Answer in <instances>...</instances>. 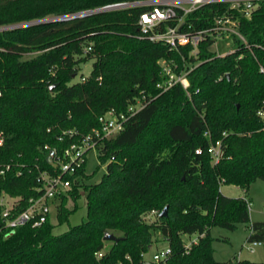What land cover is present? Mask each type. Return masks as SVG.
Returning <instances> with one entry per match:
<instances>
[{
    "label": "trees",
    "instance_id": "trees-1",
    "mask_svg": "<svg viewBox=\"0 0 264 264\" xmlns=\"http://www.w3.org/2000/svg\"><path fill=\"white\" fill-rule=\"evenodd\" d=\"M134 1L144 0H0V164L10 165L0 174V192L18 198L15 213L39 194V170L57 172L46 157L51 150L57 157L70 142L57 139L62 130L87 134L109 109L122 113L138 99L146 102L99 147L106 171L98 182H88L86 159L65 176L70 188L56 202V221H67L83 195L85 220L55 234L48 215L39 226L11 229L0 219V264H112L125 255L138 259L160 241L157 235L171 247L167 264H225L213 257L218 238L211 229L235 230L241 223L248 244L264 243V220L250 219V200L220 190L225 184L246 191L264 181V119L258 115L264 110V0L248 15L218 2L184 16L182 28L193 31L213 27L216 16L236 21L244 40L233 35L235 50L223 56L211 49L210 35L195 57L191 46L170 50L141 38L137 22L146 5L66 18ZM91 58L89 74L72 80ZM161 60L172 61L177 73L187 71L188 94L180 83L157 88L166 79ZM217 140L215 162L207 149ZM106 232L120 240L96 259ZM193 234L197 241L186 252L183 235Z\"/></svg>",
    "mask_w": 264,
    "mask_h": 264
},
{
    "label": "built area",
    "instance_id": "built-area-1",
    "mask_svg": "<svg viewBox=\"0 0 264 264\" xmlns=\"http://www.w3.org/2000/svg\"><path fill=\"white\" fill-rule=\"evenodd\" d=\"M258 1L260 0H144L117 2L104 5L94 10L69 15L66 16V18L98 11L146 5L150 6V9L141 13L137 22L140 32L139 36L141 38H146L151 42L165 44L170 50H179L181 47L186 46H191L192 50H196L206 35H210L214 38L213 44L216 42L217 38L230 37L232 43H227L229 47L228 51L217 53L223 56L235 50L233 47V35L244 40L236 30V21L229 16H216L215 25L213 27L193 31L182 28L184 16L203 5L218 2L230 3V7L239 8L245 15H248L250 11L255 8ZM178 9L182 11L181 15H178ZM172 20H176V24H167L168 21ZM159 63L166 79L161 83H157V88L164 91L175 83H180L188 94L187 89L189 82L186 77L187 71L181 70L178 73L175 72L172 68V61L161 60ZM260 70L263 72L264 68L261 66ZM84 79V77L81 78V80ZM145 104L146 102L138 99L135 103L129 105L126 112L117 113L114 109H109L99 116V127L93 128L87 134L79 135V132L74 129L62 130L59 136H57V139L61 140L66 137L70 139V142L57 157L54 156V150H51L52 162L55 164L54 168H57L55 174H50L45 170L38 171L36 178L38 185L35 190L39 194L35 197H29L26 207L15 213V203L18 201V198L9 196L4 191L0 192V219L4 227L11 229L26 223H30L31 226H39L43 223L46 216H49L50 206L55 207L59 197L66 194L70 188V180L65 178V176L73 175L76 170L82 166L90 150H95L97 152L103 141L118 134L124 128L126 121L144 107ZM258 115L264 119V110H259ZM204 134L208 135V132L205 131ZM75 136H78V139L73 140ZM1 143L2 135L0 132V144ZM43 149H48V146L46 144L43 145ZM207 151L213 161H218L221 155V140L211 143ZM196 152L198 153L200 150L197 149ZM9 167V164H0V174H3ZM18 174H20V170L15 172V175ZM149 214L154 215L155 212L152 211ZM184 236H186V239H184ZM159 238L160 241L152 244L147 251L142 252L138 259H133L131 256L125 255L124 258L112 264H167L171 255V247L167 240L160 235ZM183 240V248L184 251L187 252L191 245L196 243L197 235H183ZM160 242H163L164 245H161ZM260 244V242L249 243L251 247L248 249L252 251L253 246ZM107 250V247H103L96 251L94 253L96 259H102Z\"/></svg>",
    "mask_w": 264,
    "mask_h": 264
},
{
    "label": "rangeland",
    "instance_id": "rangeland-1",
    "mask_svg": "<svg viewBox=\"0 0 264 264\" xmlns=\"http://www.w3.org/2000/svg\"><path fill=\"white\" fill-rule=\"evenodd\" d=\"M232 43L230 37L217 38L216 42L211 46V49L216 53H223L228 51V44ZM234 47V46H233ZM190 54H196V50L190 51ZM31 56V55H29ZM28 56V57H29ZM93 59H88L81 64L78 75L72 80H79L81 75L87 76L92 68ZM106 171V165L100 164L97 152L90 150L86 155V173L90 175L88 182H98L102 174ZM221 192L229 197H245L250 200V217L252 220H264V181L257 179L248 188L247 193L245 190L236 185L222 184L220 188ZM72 201L67 200L66 206L72 208ZM149 215V216H147ZM145 218L148 221H152L155 215L147 214ZM86 218V205L84 195L76 200V208L69 214L67 221L58 224L55 218V208L50 206L49 221L53 225V233L59 234L68 229L72 225L81 223ZM211 235L218 238L212 243L214 253L213 257L216 261L225 264H240L237 263L238 259H245L256 262H264V243L253 246L252 251L248 248L251 247L246 242V236L248 235V227L246 224H239L235 230H229L221 227H213L211 229ZM157 237H159L157 235ZM186 239V236H184ZM111 241H105V247L111 245ZM164 245L163 242H160ZM152 250V249H151Z\"/></svg>",
    "mask_w": 264,
    "mask_h": 264
},
{
    "label": "water",
    "instance_id": "water-1",
    "mask_svg": "<svg viewBox=\"0 0 264 264\" xmlns=\"http://www.w3.org/2000/svg\"><path fill=\"white\" fill-rule=\"evenodd\" d=\"M228 77V75H227ZM51 88V87H49ZM51 155H52V151H49V154L47 155L46 157V161L49 165H51L52 167H55V164L52 162V158H51ZM166 212H167V206L164 207L160 213L161 216H166ZM103 240L105 241H112V242H117L118 240H120V238L116 237L114 234L112 233H109V232H106L104 235H103Z\"/></svg>",
    "mask_w": 264,
    "mask_h": 264
},
{
    "label": "crops",
    "instance_id": "crops-1",
    "mask_svg": "<svg viewBox=\"0 0 264 264\" xmlns=\"http://www.w3.org/2000/svg\"><path fill=\"white\" fill-rule=\"evenodd\" d=\"M246 193L248 192L247 190L245 191ZM250 219H251V217H250ZM252 220V219H251ZM247 237V236H246ZM243 260H245V259H238V261H237V263H239L240 261H243Z\"/></svg>",
    "mask_w": 264,
    "mask_h": 264
}]
</instances>
